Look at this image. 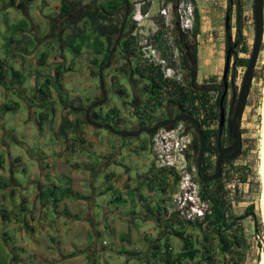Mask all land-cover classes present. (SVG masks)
<instances>
[{
	"label": "crops",
	"instance_id": "0c3cea01",
	"mask_svg": "<svg viewBox=\"0 0 264 264\" xmlns=\"http://www.w3.org/2000/svg\"><path fill=\"white\" fill-rule=\"evenodd\" d=\"M101 7L103 0H0V264H164L183 250L178 233L186 238L188 222L172 215L165 225L161 207L177 180L155 167L150 137L148 150L141 135L83 120L101 95L93 72L106 41L95 40V23L80 13ZM83 25L76 55L70 45L80 35H68ZM131 59L118 49L104 71L108 100L93 110L92 119L115 129L133 130L156 113Z\"/></svg>",
	"mask_w": 264,
	"mask_h": 264
},
{
	"label": "rangeland",
	"instance_id": "374dc122",
	"mask_svg": "<svg viewBox=\"0 0 264 264\" xmlns=\"http://www.w3.org/2000/svg\"><path fill=\"white\" fill-rule=\"evenodd\" d=\"M103 1L106 6L109 4V0ZM128 1L129 25L126 37L131 43L132 51L134 53V55H131V60L149 66L148 63L141 59L140 52L135 45L136 41L143 40L147 36L153 39L151 42L152 45L161 53L162 58H164L169 65L174 64V56L177 57L183 52L184 48L189 49L191 55H194L196 58L197 81L203 86H216L206 94L209 100L208 113L206 114L208 119L201 122V125L203 130L209 128L212 129V131H217L220 127L219 107L211 102L214 101L217 94L219 95L220 90L218 89V86L222 84V75L225 65L227 0H148L147 2L145 1L140 8V14L137 15V18H139L138 22H134L132 16L134 15L135 5L141 0ZM117 3H119V15L117 16V19H121L124 12V6L121 4L120 0H118ZM181 4H184L185 6L192 4L198 12V30L195 39L192 34L196 27V19L194 20L192 31L187 33L180 32V27L177 22V7ZM242 4V43L243 48L246 50L237 55V59H242L244 62L237 64L234 58L230 59L226 79L228 89L224 100L225 123L222 128V140H225L227 134L228 118L226 115L227 111L231 109L230 98L233 94L238 95L254 43L255 28L253 20V0H242ZM163 8H167L168 18L172 19V26L166 24V18L160 14V11ZM229 28L231 40L234 41L236 34L234 7L232 9ZM133 33H136L135 37L132 35ZM179 36H181L182 41L179 40ZM159 43L161 46H159ZM184 62L189 70L192 69L186 59ZM207 62L209 63L206 64ZM190 63L192 64V58H190ZM186 76L188 79L189 74L187 73ZM159 99L160 98L156 100V104ZM193 111V115H197L200 112V110L195 109V106H193ZM240 129L242 142L240 154L224 167V176L221 175L219 182L212 184L213 189L211 191H216L222 200H225V197H227L226 185L229 181L234 179L237 189L231 202L225 200L226 215L229 216V218L241 217L245 215L246 209L249 206H253V213L256 217V222L252 216H248L233 227V229L241 232L243 245L241 250L236 252L232 259L230 256L222 257L219 253L218 241L213 234L209 241L206 242L203 239L206 230L203 232L202 228L207 229V227H209L206 220L202 222L197 221L194 223H188L187 227H190L191 229L188 231L186 239H190L195 248L200 251L203 250L204 247H208L214 253L215 259L218 263L231 260L233 261V264H261L263 251L259 236L264 237V217L261 209L263 194L262 161L264 140V3L262 44L254 68L246 106L241 118ZM192 136L194 139V150V143H198V140L195 133ZM140 140L144 142V147L149 150L148 136L141 135ZM211 143H215V138L211 140ZM146 154L149 155L147 150ZM216 158V150L212 146V150L208 151L205 155V167L208 170H211L212 166L215 164ZM175 179L177 180L176 177ZM168 220L163 221L165 225L168 224ZM104 240L107 243V248H113L112 235H105ZM240 252L242 254L238 255L237 253ZM204 262L202 252L193 262H191V264H204Z\"/></svg>",
	"mask_w": 264,
	"mask_h": 264
},
{
	"label": "trees",
	"instance_id": "16d2710c",
	"mask_svg": "<svg viewBox=\"0 0 264 264\" xmlns=\"http://www.w3.org/2000/svg\"><path fill=\"white\" fill-rule=\"evenodd\" d=\"M121 4H124V1H120ZM235 8V21H236V34H235V40H231L230 36V28L228 27L226 30V42H225V56L228 54L231 58H234L236 60L237 64H240L244 62L242 59H237V55L240 52H245V48H243L242 43V15H243V4L242 0H227V14L229 15V22L230 25L231 17H232V9ZM108 8L101 7L99 14H94L90 11L83 10L80 13V17H86L88 18L91 23H95L93 27V33L96 35L95 40H100L101 38H104L106 41V50L103 55V58L101 62L98 64L99 68L102 66L106 60L109 53L110 48L114 44V41L116 39V36L118 34L122 19H117V13L119 9V3H117L116 0H111L108 4ZM195 19H196V27L193 31V38L195 39L197 36V23L199 20L198 12L195 10ZM85 25L82 27H73L71 29V34L68 35V40L71 39V37L74 36V34L80 35L81 38V44L78 46H71L73 50H75V54L78 55L80 52V48L83 45L84 41L86 40V33H85ZM125 34H123L124 36ZM119 46H122L124 53L128 55H134L131 47V43L126 40H121L119 43ZM195 54V53H194ZM195 61L196 58L193 55L192 56V63L195 67ZM192 67L191 72L189 74V77L192 80L191 86L193 87L194 91H209L212 88H215L216 86H203L196 89V76H197V69ZM135 74L138 76L146 77L150 82V90L151 94L155 97L161 96V94H164L168 98V102L171 103L172 96H175V102L176 104L183 107L184 102H186L187 96L183 89L172 87L168 89L167 84L164 82V84H160V81H158V75L154 73L153 70L148 69H141L139 66L135 68L134 70ZM98 74V71L93 72V75L96 76ZM218 89L220 90L219 95L216 99V105L219 107V99L223 92V86L219 85ZM192 90V92H194ZM153 100V99H152ZM161 102V100H160ZM160 102H158L160 104ZM71 108L73 107V104H70ZM82 110V109H81ZM189 114H192L189 112ZM92 117H96L95 112L92 113ZM203 133V139H204V154H206L208 151L212 150V144H211V138L212 136L215 138V143L213 145V148L217 150V144L220 137L219 130L217 131H204ZM199 147L198 143H194V150L197 152ZM219 180L215 181L214 183H218ZM207 184L204 187L201 188V195L204 199L209 200L212 215L206 216L205 220L208 223V226L211 228V231L209 233L204 234L205 241H209L211 239L212 234L215 236V238L218 241V247H219V253L222 255V257L230 256L232 259L236 252L240 251L243 245V238L241 236V232H238L236 229H233L234 226H236L240 221H242L244 218L248 216H252L254 218V221L256 222V217L253 213V206H249L246 209L245 215L241 217H231L226 215L225 211V200H222L220 195L216 191H211L213 189L212 184ZM219 186V185H218ZM217 186V187H218ZM212 187V188H211ZM210 190V191H209ZM178 236L182 239L183 242V250L176 256L172 257L169 255L168 258L164 260V264H181L182 262L186 261H194L199 254L203 252V259L206 264H233V261H227V262H220L218 263L215 259L214 253L208 248L204 247L203 250H198L195 248L194 244L190 239H186L182 233H178ZM242 254L240 253H237Z\"/></svg>",
	"mask_w": 264,
	"mask_h": 264
},
{
	"label": "built area",
	"instance_id": "2783aa9c",
	"mask_svg": "<svg viewBox=\"0 0 264 264\" xmlns=\"http://www.w3.org/2000/svg\"><path fill=\"white\" fill-rule=\"evenodd\" d=\"M145 1L147 2L148 0H141L135 5L134 15L132 16L134 22L139 21L137 15L140 14V8ZM160 14L166 18V24L172 26V19L168 18L167 8H163ZM194 20L195 7L192 4L186 6L184 4L178 5L177 22L180 27V32L187 33L192 31ZM132 35L135 37L136 33ZM152 40L153 39L147 36L143 40L135 42L137 50L140 52L141 59L158 71L162 80L167 84L168 89L177 87L183 89L185 94L190 95V110L194 112L193 106H195L196 110H200L197 115L194 114V117L198 121L203 122L205 119H208L206 114L208 113L209 100L206 94H208L209 91L199 92L193 90L194 92H192V86L189 83L190 80L187 79L186 76L187 73L181 69L176 60V56L173 57L174 64L169 65V63L162 58L161 53L154 48L151 43ZM217 96L218 94L214 101L211 102L212 104H216ZM204 131L213 132L212 129L209 128ZM213 138L212 136L211 140ZM211 144L212 146L214 145V143ZM150 149L155 167L167 169L172 173L173 177L177 178L176 191L166 197L162 202L163 220L166 221L170 219L172 215H176L185 222L194 223L197 221H205L206 216H211L212 210L210 202L201 195L200 185L196 176V166L192 161L193 149L191 147V139L184 125L182 123H177L169 128L157 129L150 136ZM222 176H224V173H222ZM236 186L234 179L227 183V197H225V200L232 201L236 193Z\"/></svg>",
	"mask_w": 264,
	"mask_h": 264
},
{
	"label": "water",
	"instance_id": "95a60500",
	"mask_svg": "<svg viewBox=\"0 0 264 264\" xmlns=\"http://www.w3.org/2000/svg\"><path fill=\"white\" fill-rule=\"evenodd\" d=\"M263 3L264 0H253V20H254V28H255V35H254V43L253 48L247 63V68L243 76L242 84L240 86L235 105L231 109L230 116L227 120V132L232 138L233 142L231 145L227 146L224 149H221L219 144V155L217 157L216 165L214 174L212 176H209L206 174L204 167H203V157H204V139H203V133L200 127V123L198 120L186 113L180 112L178 113L174 118L171 119H165L162 121H159L155 123L153 126H141L139 129L136 130H128V129H115L111 126L110 123H101L97 120L92 119V112L97 107H101L104 105L108 100V92L106 87V82L104 79V71L109 69L112 61H113V55L116 52L117 46L119 45V42L122 38L123 31L125 28L126 21L128 19L129 15V1L124 0V8H125V14L123 21L120 25L117 37L114 41L113 46L111 47L109 54L107 56L106 62L99 67L98 69V81H99V89H100V98L99 100L93 102L90 104L85 110H84V116L83 120L88 125L97 128V129H105L107 131H110L113 134L122 136V137H136L140 135L141 133H145L147 135L153 134L158 128L160 127H166L167 125H172L175 122H185L194 127V132L198 137V150L196 153V167L198 175L202 178V181L204 183H207L208 180H216L220 177L222 172V165L224 163V160H234L237 158L241 151V129H240V122L241 118L246 106L247 97L250 91L251 82L253 79V73L254 68L256 65V61L260 52V47L262 44V38H263ZM229 15H226V28L229 27ZM230 63V56L227 54L225 56V65L222 75V81H223V92L219 99V126L222 128L225 123V109H224V100L227 95V73H228V67ZM259 240L261 243L262 251L264 249V238L259 236ZM264 264V262H263Z\"/></svg>",
	"mask_w": 264,
	"mask_h": 264
},
{
	"label": "flooded vegetation",
	"instance_id": "af4514ba",
	"mask_svg": "<svg viewBox=\"0 0 264 264\" xmlns=\"http://www.w3.org/2000/svg\"><path fill=\"white\" fill-rule=\"evenodd\" d=\"M116 1H118V0H116ZM121 1V0H120ZM124 1V0H123ZM109 2H111V0H109ZM123 6H124V4H122ZM105 8H107V9H109L108 8V5L105 7ZM118 13H119V9H118ZM117 13V16L119 15ZM124 14H125V8H124V12H123V16L121 17V19H122V21H123V18H124ZM129 16H128V19H127V21H126V24H125V28H124V31H123V34H125L124 36L122 35V38H121V40H126V41H128L127 40V37H126V33H127V29H128V25H129ZM122 23V22H121ZM178 32V31H177ZM190 36H191V34H190ZM117 37V36H116ZM120 40V41H121ZM179 40H181L182 41V38H181V36H179ZM120 43V42H119ZM113 46V45H112ZM120 48H122V46H117V49H116V52L114 53V55H116V53H117V51H118V49H120ZM111 49V48H110ZM123 49V48H122ZM110 51V50H109ZM109 54V53H108ZM114 55H113V58H114ZM190 58H192V55H191V52H190V50L189 49H187V48H184V50H183V52L182 53H180L177 57H176V60H177V62H178V64L180 65V67H181V69L182 70H184V71H186V73H188V74H190V72H191V69L189 70L188 69V67H186V63L184 62V60L186 59L187 60V62H188V64L191 66V67H194V65H193V63L191 64L190 63ZM111 67V66H110ZM141 69L143 68V69H148V70H153L154 71V73L156 74V75H158V81H160V84H164V81L162 80V77L160 76V74L158 73V71L157 70H155V68H153L152 66H145L144 64L142 65V64H140V66H139ZM195 69H197V66H196V61H195V67H194ZM108 70V69H107ZM134 74H135V72H134ZM138 76V75H137ZM138 79H141V84L143 85H145V87H141V89H143L144 91H145V94H147V97H148V99H149V103H150V107H151V109H153V110H156V113L155 114H153V115H150V112H149V114H145L144 115V117L142 118V121H139L135 126H132L131 127V129H133V130H136V129H139L141 126H153L155 123H157V122H159V121H162V120H165V119H171V118H174L178 113H180V112H183V113H186V114H189V112L190 113H192V114H189V115H191V116H193L194 117V115H193V112L190 110V108H189V103H190V95H187L186 94V96H187V101L186 102H184V105H183V107L182 106H180V105H178V104H176V102H175V96H172V102L171 103H169L168 102V98L164 95V94H161V96H158V97H155V96H153L152 94H151V90H150V82H149V80L146 78V77H142V76H139L138 77ZM188 79L190 80V84L192 83V80H191V78L190 77H188ZM140 83V82H139ZM222 86H223V81H222V84H221ZM196 89L197 88H199V87H203V85L200 83H197L196 82ZM190 88H191V86H190ZM192 90H194L193 89V87H192ZM188 93V92H187ZM158 98H160L159 99V101L158 102H160V100H161V102H160V104L159 103H157L156 104V100L158 99ZM236 98H237V95L236 94H233V96L230 98V106H231V109H232V107L234 106V104H235V102H236ZM153 99V100H152ZM164 100V101H163ZM230 109V110H231ZM149 110V109H148ZM227 111V118L230 116V113H231V111ZM143 114V113H142ZM228 120V119H227ZM199 123H200V127H201V130H203V128H202V125H201V122L200 121H198ZM177 123H182L183 125H184V127H185V130H186V132L190 135V139H191V147H192V149H193V141H194V139H193V134L195 133L194 132V127L192 126V125H190V124H188V123H185V122H181V121H179V122H175V123H173L172 124V126H174V125H176ZM171 125H167L166 127H160V128H169V127H172ZM192 128V129H191ZM223 128V127H222ZM222 128H220L219 127V133H220V137H219V140H218V144H217V150H216V155H217V157H218V155H219V152H220V149H219V144H220V148L221 149H224V148H226L227 146H229V145H231L232 144V142H233V140H232V138L230 137V135L228 134V132H227V134H226V138H225V140H222V135H223V132H222ZM159 129V128H158ZM140 135H146V136H148V137H150L151 135H147V134H145V133H141ZM140 135H138V136H140ZM197 136V135H196ZM197 138V140H198V137H196ZM196 151H194L193 150V158H192V161H193V163H194V165L196 166ZM205 155L206 154H204V157H203V167H204V170H205V172H206V174L207 175H209V176H212L213 174H214V170H215V165H216V161H217V158H216V160H215V164L212 166V168H211V170H208L206 167H205ZM231 160H224V163H223V165H222V172H221V175H222V173H223V169H224V167L230 162ZM196 170H197V167H196ZM221 175H220V177L218 178V179H216V180H208L207 181V183H204L203 181H202V178L198 175V172L196 173V176H197V179H198V182H199V185H200V189L202 188V187H204L205 185H207V184H211V183H214L215 181H217V180H219L220 178H221Z\"/></svg>",
	"mask_w": 264,
	"mask_h": 264
},
{
	"label": "bare ground",
	"instance_id": "6f19581e",
	"mask_svg": "<svg viewBox=\"0 0 264 264\" xmlns=\"http://www.w3.org/2000/svg\"><path fill=\"white\" fill-rule=\"evenodd\" d=\"M215 123V122H214ZM172 126V125H171ZM192 129V128H191ZM262 180H263V194H262V204H261V209H262V215L264 217V140H263V161H262ZM264 238V237H263ZM261 264L264 262V249L262 252V257H261Z\"/></svg>",
	"mask_w": 264,
	"mask_h": 264
}]
</instances>
